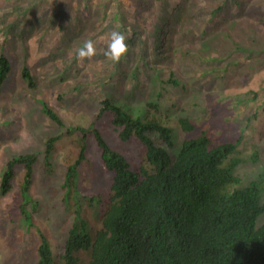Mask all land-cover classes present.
Returning a JSON list of instances; mask_svg holds the SVG:
<instances>
[{
    "label": "rangeland",
    "instance_id": "obj_1",
    "mask_svg": "<svg viewBox=\"0 0 264 264\" xmlns=\"http://www.w3.org/2000/svg\"><path fill=\"white\" fill-rule=\"evenodd\" d=\"M114 30L128 46L119 63L104 56ZM87 39L96 55L80 62L76 50ZM2 53L11 73L0 93V183L12 156L40 157L28 193L33 201L26 203L28 195L21 193L23 166L13 190L0 195V264H37L42 236L54 264H64L66 239L80 218L100 227L104 204L90 211L89 198H106L111 176L93 136L85 138L90 157L78 171L73 200L66 194L67 171L84 143L76 128L101 131L132 168L146 164L140 143L118 138L111 113L97 117L104 97L173 129V154L203 131L217 143L242 137L237 175L244 184L264 178V0H0ZM173 76L179 85L167 82ZM45 104L63 118L62 127L45 113ZM181 117H190L195 129L184 131ZM61 134L50 176L46 141Z\"/></svg>",
    "mask_w": 264,
    "mask_h": 264
},
{
    "label": "trees",
    "instance_id": "obj_2",
    "mask_svg": "<svg viewBox=\"0 0 264 264\" xmlns=\"http://www.w3.org/2000/svg\"><path fill=\"white\" fill-rule=\"evenodd\" d=\"M10 73L11 61L2 53L0 93ZM24 76L34 85L27 69ZM167 82L180 84L174 76ZM44 111L52 121L64 125L48 104ZM107 113L112 114L113 130L121 141H137L143 146L146 164L132 168L131 161L101 131L76 128L84 143L67 171V198L73 200L71 190L74 185L77 188L78 171L89 161L88 135L93 136L91 141L111 176V186L106 198L90 195V211L96 204H104L98 213L101 225L95 229L88 217L80 218L66 239L64 264H264V224L258 225L264 214V174L246 184L237 175L243 163L240 140L217 143L203 131L185 140L182 149L173 154L174 130L160 119L136 115L104 97L97 117ZM179 124L184 131L195 129L190 117H181ZM62 135L46 141L44 166L50 176L55 173L51 154ZM39 157L40 153L12 156L1 177L0 195L13 190L17 169L23 166L21 193L27 196ZM30 200L28 195L26 203ZM25 208L26 204L20 205L23 213ZM38 254L37 264H54L46 236H42Z\"/></svg>",
    "mask_w": 264,
    "mask_h": 264
},
{
    "label": "clouds",
    "instance_id": "obj_3",
    "mask_svg": "<svg viewBox=\"0 0 264 264\" xmlns=\"http://www.w3.org/2000/svg\"><path fill=\"white\" fill-rule=\"evenodd\" d=\"M128 52V46L126 43V36L119 31H112L108 34V43L104 56L107 60L119 63L122 57ZM76 59L80 62L84 60H91L96 55V46L92 39H87L76 50ZM240 144L242 137H239Z\"/></svg>",
    "mask_w": 264,
    "mask_h": 264
}]
</instances>
